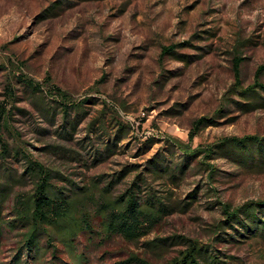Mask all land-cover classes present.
<instances>
[{
  "label": "rangeland",
  "instance_id": "1",
  "mask_svg": "<svg viewBox=\"0 0 264 264\" xmlns=\"http://www.w3.org/2000/svg\"><path fill=\"white\" fill-rule=\"evenodd\" d=\"M172 45L174 53H162ZM236 57L242 59L243 88L257 79L264 83V67L258 73L264 65V0H0V106L10 112L7 127L0 121V180L23 173L31 158L52 170L57 186L98 180L102 187L114 179L117 195L137 180V195L154 192L172 208L131 240L104 233L93 201L83 210L88 227L74 237L73 253L59 242L51 253L41 236L36 254L20 250V227H6L15 196L32 188L31 182H13L0 202V264L18 255L20 264H73V254H80L81 264H123L133 255L162 264L185 245L175 242L161 252L146 242L175 235L212 243L230 264H264V236L213 239L224 203L235 207L264 198V166L241 164L221 149L210 158L207 151L189 158L185 171L173 175L159 166L158 176L148 165L159 158L165 166L182 163L173 141L206 149L226 136H264V90L257 88L258 101L228 92ZM21 76L39 83L50 98L54 84L74 101L84 100L87 114L68 125L69 136L60 135L59 108L42 114L51 100L32 95ZM200 116L213 122L190 139ZM96 118L103 128L97 122L88 131ZM118 122L129 128L118 131ZM110 138L113 151L106 152ZM96 151L101 154L94 161Z\"/></svg>",
  "mask_w": 264,
  "mask_h": 264
},
{
  "label": "trees",
  "instance_id": "2",
  "mask_svg": "<svg viewBox=\"0 0 264 264\" xmlns=\"http://www.w3.org/2000/svg\"><path fill=\"white\" fill-rule=\"evenodd\" d=\"M174 46L176 45L164 46L162 53H174ZM241 60V57L235 58L233 64L235 82L230 86L228 92L239 93L245 97H251L254 101H258V98H262L258 89L264 90V83L257 79L254 84L243 88L240 74ZM263 67L264 65L259 67L258 73ZM19 78L32 95L41 92L43 98L47 97L51 100V102L47 101L44 103L43 106L47 108L41 109L42 114H50V111L52 114L53 111L55 112L59 108L63 119L61 136H69L68 125L73 128L77 121L87 114L84 100L74 101L67 91L57 85H51L49 93L53 94L54 98H50L49 95L43 93L39 83L23 76ZM9 91H11L10 88ZM9 94L11 95V92ZM255 103L246 104L254 105ZM9 113V111L6 113L3 105L0 106V121L4 127L8 125ZM97 122L103 128L104 122L96 118L88 123L89 127L87 130L93 131ZM210 122H213V118L209 116H200L195 119L193 129L189 133L190 139L197 134L199 129ZM118 124H120L118 131L124 130V127L129 128L128 125L122 122H118ZM86 137L89 138V135ZM114 143L115 140L113 141L110 138L108 145L105 147L106 152L113 151L111 148ZM171 145L178 147L182 151V163H173V165L165 166L160 163V158L151 160L148 165L153 174L161 175L159 174V166L162 167L163 172H171L170 174L172 175L175 172H184L189 158L196 157L199 153L206 151L208 153L205 156L210 158L211 153H215L216 149H221L241 164L253 163L264 166V136H226L217 141L214 146L206 149H191L189 145L187 146L181 141H173ZM96 153L97 156L94 161L101 154L99 151H96ZM26 162L27 165L23 173L16 175L17 177L9 174L4 180H0V202L3 201L5 192L9 189L8 187L13 185V182L24 184L26 181L32 183L30 191L20 192L15 196L11 208L13 217L6 222L7 230L10 232L18 227L22 229L20 250L28 249L38 254L41 250L40 238L44 236L46 238L45 248L51 250V253L57 250L56 242L64 244L69 252L73 253L75 251L74 237L88 227V221L84 216L83 210L93 201L98 205L96 211H99L103 217L102 230L104 233H119L131 240H136L145 235L163 215L168 214L172 209L169 207L170 205L157 197L154 192H150L145 197L137 195L134 189V187L139 188L137 180L132 182L126 192L117 195L112 193L114 179L108 181L102 187H100L98 180H92L84 186L70 183V187H62L54 184V173L52 170L45 168L43 164L31 158H27ZM197 165H200L203 170L209 169L211 175L215 171L206 161L198 160ZM125 170L132 169H127L126 167ZM97 192L99 197H96ZM97 198L98 200L96 201L95 199ZM223 213L225 217L214 225L213 239L222 240L229 237L239 240L241 237L264 236V198L248 200L235 207L224 203ZM227 228H231L233 232L228 231ZM175 237L178 239L174 240ZM171 238H173L171 241L168 240L169 237H164L154 238L146 242L150 248L161 250V252L168 249L169 245L175 242L185 245L183 249L178 250L175 256L162 264H230L227 259H222L218 255L212 243H203L195 238L181 235H175ZM72 256L73 260H77L73 264H81L80 254H73ZM20 260L18 255L17 260L10 264H20ZM130 260H134L139 264H153L135 255L122 263L124 264Z\"/></svg>",
  "mask_w": 264,
  "mask_h": 264
}]
</instances>
